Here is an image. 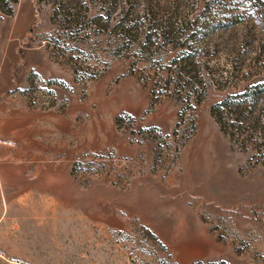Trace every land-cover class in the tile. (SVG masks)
Wrapping results in <instances>:
<instances>
[{
	"label": "rangeland",
	"instance_id": "1",
	"mask_svg": "<svg viewBox=\"0 0 264 264\" xmlns=\"http://www.w3.org/2000/svg\"><path fill=\"white\" fill-rule=\"evenodd\" d=\"M0 264H264V0H0Z\"/></svg>",
	"mask_w": 264,
	"mask_h": 264
}]
</instances>
